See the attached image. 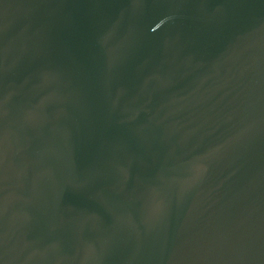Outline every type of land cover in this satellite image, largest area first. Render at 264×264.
Wrapping results in <instances>:
<instances>
[{
	"label": "water",
	"instance_id": "obj_1",
	"mask_svg": "<svg viewBox=\"0 0 264 264\" xmlns=\"http://www.w3.org/2000/svg\"><path fill=\"white\" fill-rule=\"evenodd\" d=\"M0 264H264V0H0Z\"/></svg>",
	"mask_w": 264,
	"mask_h": 264
}]
</instances>
